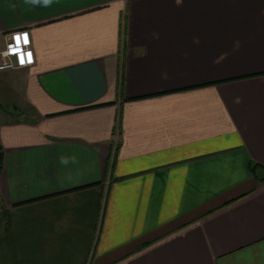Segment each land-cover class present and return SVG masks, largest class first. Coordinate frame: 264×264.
Segmentation results:
<instances>
[{"label": "crops", "instance_id": "1", "mask_svg": "<svg viewBox=\"0 0 264 264\" xmlns=\"http://www.w3.org/2000/svg\"><path fill=\"white\" fill-rule=\"evenodd\" d=\"M20 29L0 264H264V0H0Z\"/></svg>", "mask_w": 264, "mask_h": 264}, {"label": "built area", "instance_id": "2", "mask_svg": "<svg viewBox=\"0 0 264 264\" xmlns=\"http://www.w3.org/2000/svg\"><path fill=\"white\" fill-rule=\"evenodd\" d=\"M21 58L24 59L23 64L20 62ZM33 64L34 52L28 30L20 29L5 33L0 47V72L26 68Z\"/></svg>", "mask_w": 264, "mask_h": 264}, {"label": "clouds", "instance_id": "3", "mask_svg": "<svg viewBox=\"0 0 264 264\" xmlns=\"http://www.w3.org/2000/svg\"><path fill=\"white\" fill-rule=\"evenodd\" d=\"M26 2L35 4V3L40 2V0H26ZM42 2H43L45 5H50V4L52 3V0H42ZM61 162H62V163H67V159H65V158H61Z\"/></svg>", "mask_w": 264, "mask_h": 264}, {"label": "snow or ice", "instance_id": "4", "mask_svg": "<svg viewBox=\"0 0 264 264\" xmlns=\"http://www.w3.org/2000/svg\"><path fill=\"white\" fill-rule=\"evenodd\" d=\"M17 39L19 40V37H17ZM25 43H27V39L26 38H25ZM28 55H29V58H30L31 54L29 53ZM20 62L23 64L24 63V59L21 58Z\"/></svg>", "mask_w": 264, "mask_h": 264}]
</instances>
